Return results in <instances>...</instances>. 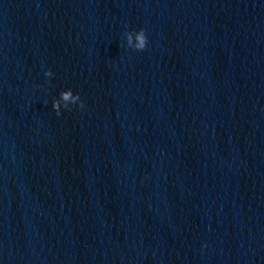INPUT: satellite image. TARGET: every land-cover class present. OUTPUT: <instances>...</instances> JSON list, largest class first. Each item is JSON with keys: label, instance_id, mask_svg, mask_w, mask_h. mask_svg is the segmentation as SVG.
I'll list each match as a JSON object with an SVG mask.
<instances>
[{"label": "water", "instance_id": "1", "mask_svg": "<svg viewBox=\"0 0 264 264\" xmlns=\"http://www.w3.org/2000/svg\"><path fill=\"white\" fill-rule=\"evenodd\" d=\"M0 264H264V0H0Z\"/></svg>", "mask_w": 264, "mask_h": 264}, {"label": "clouds", "instance_id": "2", "mask_svg": "<svg viewBox=\"0 0 264 264\" xmlns=\"http://www.w3.org/2000/svg\"><path fill=\"white\" fill-rule=\"evenodd\" d=\"M124 33L128 36H136L138 38V42L133 46L134 50L143 51L147 48L149 38L147 31L143 27L139 29H126ZM44 76L46 78H51L54 76L51 68H48L44 71ZM51 103L52 108L55 110L57 115L61 114L62 109L71 110L73 107H84V103L81 100L80 94L78 92H74L70 87L60 90L58 95L52 99ZM206 246L207 245H202V247Z\"/></svg>", "mask_w": 264, "mask_h": 264}]
</instances>
